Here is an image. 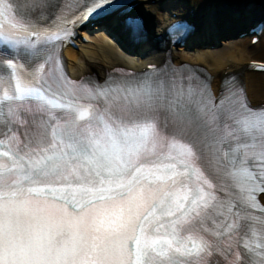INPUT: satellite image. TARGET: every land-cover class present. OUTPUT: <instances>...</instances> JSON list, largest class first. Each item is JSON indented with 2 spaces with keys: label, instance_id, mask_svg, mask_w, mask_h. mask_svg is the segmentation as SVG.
Masks as SVG:
<instances>
[{
  "label": "snow or ice",
  "instance_id": "6c2138e0",
  "mask_svg": "<svg viewBox=\"0 0 264 264\" xmlns=\"http://www.w3.org/2000/svg\"><path fill=\"white\" fill-rule=\"evenodd\" d=\"M109 3L92 0L88 13ZM12 11L11 0H0V17ZM62 38L60 33L44 37ZM25 43L31 46L30 41L14 39L0 30L3 50ZM7 66L23 67L13 60ZM44 70L41 65L37 71ZM43 87L54 95H70L65 82L55 75L51 83L44 81ZM89 91L96 98L120 90ZM123 91V97L114 98L125 104L120 115L107 111L96 115L90 105L74 108L72 104L46 100L52 108L71 109L77 114L64 123L44 121L35 132L23 133V140L11 125L7 131L0 128L4 137L0 145L16 144L15 151H0V157L6 158L0 160V264H204L205 255H214V244L193 226L199 224L203 232L218 239L238 227L227 223V217L220 223L213 220L215 231L203 227L218 198L215 185L196 167L197 162H204L198 134L175 127L169 129L172 138L165 137L151 110L143 111L142 99L151 100L150 86ZM30 97L45 99L41 88L17 80L15 95L2 98ZM173 108L175 119H184L180 106ZM85 117H90L89 121L81 123ZM239 123L245 131L259 129L261 135L252 137L251 144L237 143L222 159L213 154L207 165L214 159L216 167H230L226 175L251 181L248 200L254 201V194L264 191V115L248 113ZM177 136L187 142L182 143ZM254 146L260 148L258 154L249 152ZM176 149L188 158L183 163L184 172L172 163ZM250 164L259 175L248 167ZM188 169H193L207 191L199 183L193 187L188 182ZM228 212L232 213L231 206ZM242 246L264 257V244L253 247L245 239ZM216 251L227 256L231 244L226 251ZM207 264H212L211 259ZM235 264L256 262H247L236 252Z\"/></svg>",
  "mask_w": 264,
  "mask_h": 264
},
{
  "label": "bare ground",
  "instance_id": "6f19581e",
  "mask_svg": "<svg viewBox=\"0 0 264 264\" xmlns=\"http://www.w3.org/2000/svg\"><path fill=\"white\" fill-rule=\"evenodd\" d=\"M175 2L189 10L192 15L194 14L193 17L199 22H204L206 27L211 26L212 39L223 32L225 22H232L237 18L236 10L243 11L245 19L250 17L252 8L264 15V0H176ZM175 9L169 0L152 2L144 0L135 11L142 16L149 17L150 23L153 22L154 26L159 27L171 18L170 13ZM213 14L214 18L211 17ZM207 18L210 19L206 20ZM89 41L82 45L79 51L67 53L70 60L75 62L70 67L74 73L93 72L102 77L105 69L126 61L117 46L106 38V35L96 32L89 37ZM219 41L222 42V38H219ZM221 42L216 43L220 45ZM180 50L181 47L171 53L173 59L187 61L200 67L210 75L215 85L221 73L226 70L232 71L238 73L248 96L253 101L264 100V73L250 72L244 68L245 63L251 60L264 61V35L255 44L249 42V37L238 38L231 48L224 50L200 46H194L190 51L181 52ZM156 56L160 58L156 51L147 50L143 56V62Z\"/></svg>",
  "mask_w": 264,
  "mask_h": 264
},
{
  "label": "rangeland",
  "instance_id": "374dc122",
  "mask_svg": "<svg viewBox=\"0 0 264 264\" xmlns=\"http://www.w3.org/2000/svg\"><path fill=\"white\" fill-rule=\"evenodd\" d=\"M235 41L233 39L229 40V41H222V44L220 45V47H218V49L224 50V49H229L234 45Z\"/></svg>",
  "mask_w": 264,
  "mask_h": 264
}]
</instances>
